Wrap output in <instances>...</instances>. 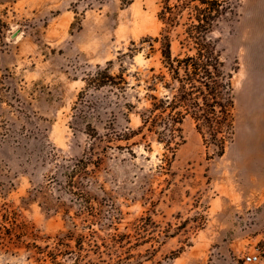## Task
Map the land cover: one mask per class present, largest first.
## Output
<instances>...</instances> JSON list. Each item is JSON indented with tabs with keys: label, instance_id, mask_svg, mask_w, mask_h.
<instances>
[{
	"label": "rangeland",
	"instance_id": "1",
	"mask_svg": "<svg viewBox=\"0 0 264 264\" xmlns=\"http://www.w3.org/2000/svg\"><path fill=\"white\" fill-rule=\"evenodd\" d=\"M162 1L0 0V206L23 224L24 242L51 244L89 223L104 237L114 216L128 243L110 264H241L264 246V230L256 241L241 236L258 233L264 205V0H236L211 34L232 74L222 155L189 118L173 157L152 136L99 142L93 133L140 125L144 90L130 75L142 80L161 66L158 44L147 40L160 37ZM184 22L170 33L173 57L186 53ZM120 71L124 93L95 84L98 73ZM1 248L0 264H36L24 249Z\"/></svg>",
	"mask_w": 264,
	"mask_h": 264
},
{
	"label": "trees",
	"instance_id": "2",
	"mask_svg": "<svg viewBox=\"0 0 264 264\" xmlns=\"http://www.w3.org/2000/svg\"><path fill=\"white\" fill-rule=\"evenodd\" d=\"M162 2L163 7L157 14L163 25L160 37L147 40L158 44L161 66L158 71L150 69L142 80L137 73L130 75L136 82L132 87L143 86L144 90L145 106L137 112L140 125L135 130L127 129L114 137L108 133L105 137L98 136L95 130L93 133L99 142L105 139L107 142H128L137 137L139 142L145 144L148 136H152L173 157L181 140L180 125L185 118H189L202 141L207 140L212 144L220 156L224 152L226 140L232 134V74L225 70L217 43L211 34L220 22L235 13L237 1ZM183 18L185 22L180 45L186 48V53L173 57L170 33ZM149 46L152 47V44ZM133 51L136 49L130 52ZM94 80L97 86H109L115 92L124 93L129 86L123 71L117 75L100 72ZM159 87L163 91L161 94H158ZM126 108L132 109L133 106L128 104ZM143 147L148 149L147 145ZM87 160L91 161V158L78 160V167L73 173L80 170ZM162 161L165 166L169 165L167 155ZM92 165L97 167V163ZM73 183L71 178L70 186ZM115 219L117 217L110 216L105 222L106 227L113 231L107 236H100L97 232L100 228L94 229L89 223L82 226L88 230L85 234L68 231L56 237L51 244L39 246L34 242H24L28 233L23 231V224L14 218L10 219L5 208L0 206V247L8 251L24 249L27 259L36 264H110L120 260L118 249L124 248L125 242L128 243V237L114 228Z\"/></svg>",
	"mask_w": 264,
	"mask_h": 264
},
{
	"label": "crops",
	"instance_id": "3",
	"mask_svg": "<svg viewBox=\"0 0 264 264\" xmlns=\"http://www.w3.org/2000/svg\"><path fill=\"white\" fill-rule=\"evenodd\" d=\"M255 228L256 230L258 231V233L254 234V235H241V236H245V241H256L258 240L262 235L263 233H261L260 230H264V205L261 206V208L257 211V214L255 215ZM234 243L232 244H229V245H224L222 246L221 248V252L222 254H226L227 252H229L230 250L229 249H232V251H234L235 247H234ZM236 250V249H235Z\"/></svg>",
	"mask_w": 264,
	"mask_h": 264
},
{
	"label": "built area",
	"instance_id": "4",
	"mask_svg": "<svg viewBox=\"0 0 264 264\" xmlns=\"http://www.w3.org/2000/svg\"><path fill=\"white\" fill-rule=\"evenodd\" d=\"M241 264H261L264 262V246H256L251 253L245 254L240 258ZM232 264H239L237 260Z\"/></svg>",
	"mask_w": 264,
	"mask_h": 264
}]
</instances>
